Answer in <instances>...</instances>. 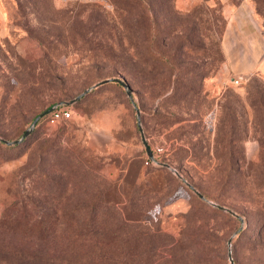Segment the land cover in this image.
Returning a JSON list of instances; mask_svg holds the SVG:
<instances>
[{
	"label": "rangeland",
	"instance_id": "rangeland-1",
	"mask_svg": "<svg viewBox=\"0 0 264 264\" xmlns=\"http://www.w3.org/2000/svg\"><path fill=\"white\" fill-rule=\"evenodd\" d=\"M144 1L0 0V135L44 113L0 140V264H264V71L241 67L264 40L227 34L246 7L264 37V0ZM113 76L134 100L110 81L72 101ZM88 219L118 237L85 245Z\"/></svg>",
	"mask_w": 264,
	"mask_h": 264
},
{
	"label": "trees",
	"instance_id": "trees-1",
	"mask_svg": "<svg viewBox=\"0 0 264 264\" xmlns=\"http://www.w3.org/2000/svg\"><path fill=\"white\" fill-rule=\"evenodd\" d=\"M117 1V0H116ZM132 4L136 7L137 10H143V6L144 5H147L146 2L144 0H131ZM142 14V12H141ZM141 14L139 16H141ZM144 34H145V31H144ZM138 61H140V63L142 64V70H141V73L142 75L144 76H149V78L151 77V79H154L152 80V86L153 87H159V91L160 89V86H164L163 82L161 81L160 83V80L158 81L156 79V75H154V68L156 66V59L152 60V63H150V59L148 57V53H145L143 52L142 50L139 51V59ZM146 74V75H145ZM128 83H130L131 85V88L133 90V86H132V83L129 81V78L124 76L123 77ZM117 82V81H116ZM120 83V82H119ZM154 89V88H153ZM157 95H160L159 93ZM60 106H66L65 104H61ZM52 111L51 112H47L44 117L46 116L47 119H49L50 115H51ZM40 114V113H39ZM38 114V115H39ZM37 115V116H38ZM36 116V117H37ZM4 137V136H3ZM149 159V158H148ZM116 192H117V189L115 187L113 188H110L109 192L107 193H111L110 197L108 198L110 201L114 199V197L116 196ZM204 195L205 193L202 192ZM200 195V194H199ZM92 205V207H95V204H89V206ZM22 205L19 204V201L16 199V200H13L11 201L7 206H6V209H17L18 211L21 209ZM23 208H24V211L26 208V206L23 204ZM5 210V209H4ZM127 218H125L126 220ZM3 219H1V221H3ZM104 226H106L104 224ZM100 227V224L99 222H96L94 219H88L85 221L84 225L82 226L81 230L77 233V237L76 239H83V243L85 245H88V246H91L93 243L97 244V243H102V242H107V243H110L112 242L115 238L118 237V235L115 234V236L111 235L110 234V237L109 236H106V238L104 240H102L101 237H99V234H98V229ZM83 229V230H82ZM104 233L106 235V232L105 231H102L101 234ZM13 241V242H11ZM14 239H9L8 240H4V242L6 244H4V246L1 247V249H4L7 254H12L14 253V250L16 247H18V245L16 243H14ZM2 242V241H1Z\"/></svg>",
	"mask_w": 264,
	"mask_h": 264
},
{
	"label": "water",
	"instance_id": "water-1",
	"mask_svg": "<svg viewBox=\"0 0 264 264\" xmlns=\"http://www.w3.org/2000/svg\"><path fill=\"white\" fill-rule=\"evenodd\" d=\"M110 81H117V82H120L121 84H123V86L127 89V93L129 95V97L132 98V100H134L133 91H132L130 83H128L124 78H122L120 76H113V77H107V78H104L102 80H99L98 82H96L92 86L86 88L83 92H81L78 96H76L72 101L78 100L83 94L89 92L94 87L102 85V84L110 82ZM60 104H62V103L55 104L47 112H51L53 109H55ZM134 104L136 105V109H137V112H138V115H139V125H140V129H141V133H142V139H143V142H144V144L146 146L147 153H148V155H149V157L151 159H155L154 151H153L150 143L147 140L144 128H143L142 123L140 121L141 109L136 103H134ZM42 114H44V113H40L34 119V122H33L32 126L27 128V130L24 132V134L20 138H17V139H14V140H10V139L0 135V140L4 141L6 143H9V144H16V143L21 142L32 131L33 126L36 124L37 120L41 117ZM162 164L164 166H167L170 169L174 170L179 176L183 177V174L181 173V171L178 168H176L174 165H172L170 162L165 161V162H162ZM188 184L190 186L194 187V185L191 182H188ZM195 190L200 194L201 197L206 198V196L201 191H199L197 188H195ZM226 208H227V210H229L230 212H232L236 216H239V217L242 218V216L240 214H238L236 211H234L232 208H229V207H226ZM230 242H231V240H230ZM230 259H231L232 264H235V261H234L233 256L231 254H230Z\"/></svg>",
	"mask_w": 264,
	"mask_h": 264
},
{
	"label": "crops",
	"instance_id": "crops-1",
	"mask_svg": "<svg viewBox=\"0 0 264 264\" xmlns=\"http://www.w3.org/2000/svg\"><path fill=\"white\" fill-rule=\"evenodd\" d=\"M245 10H247L246 7ZM245 10L243 9V11L241 13H238V15L235 18L230 19V22L228 24L227 34L229 35L232 28L241 29V31L238 34V37L240 38V40L244 42L246 46H248L246 48V52L253 51L256 53L258 51L253 49L254 43L261 39L262 41L261 43L263 44L264 37L262 36L259 27L258 26L256 27V24H253L251 20L248 19ZM241 67H244L245 70H252L255 68H259L264 71L263 56L262 58H260L259 56L258 60L256 61H252V62L243 61L241 62Z\"/></svg>",
	"mask_w": 264,
	"mask_h": 264
},
{
	"label": "built area",
	"instance_id": "built-area-1",
	"mask_svg": "<svg viewBox=\"0 0 264 264\" xmlns=\"http://www.w3.org/2000/svg\"><path fill=\"white\" fill-rule=\"evenodd\" d=\"M60 105L52 110V113L49 117L50 122H59L63 119H69L72 116V110H69L66 106Z\"/></svg>",
	"mask_w": 264,
	"mask_h": 264
}]
</instances>
